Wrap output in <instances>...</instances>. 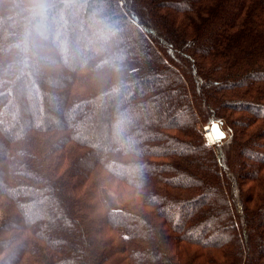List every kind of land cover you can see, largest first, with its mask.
<instances>
[{"label":"trees","instance_id":"1","mask_svg":"<svg viewBox=\"0 0 264 264\" xmlns=\"http://www.w3.org/2000/svg\"><path fill=\"white\" fill-rule=\"evenodd\" d=\"M0 264H264V0H0Z\"/></svg>","mask_w":264,"mask_h":264},{"label":"water","instance_id":"2","mask_svg":"<svg viewBox=\"0 0 264 264\" xmlns=\"http://www.w3.org/2000/svg\"><path fill=\"white\" fill-rule=\"evenodd\" d=\"M214 128L217 129L218 131H214L213 130ZM205 130H208V132H209V134L211 136V141H209L206 138V136H205V139H206V141L208 140L207 142H208L209 145H212V144L215 143V141L221 140V139H223L225 137V134L220 130V128H219V126L217 124H211L210 126L205 127L204 131ZM218 134H222V136H220L219 139H217Z\"/></svg>","mask_w":264,"mask_h":264},{"label":"rangeland","instance_id":"3","mask_svg":"<svg viewBox=\"0 0 264 264\" xmlns=\"http://www.w3.org/2000/svg\"><path fill=\"white\" fill-rule=\"evenodd\" d=\"M128 63H129V66H130L131 69L132 68H135V61L134 60L129 59L128 60ZM104 198H105L107 204L110 207H112V208H116L117 207L118 204H117L116 198H115V196H114L113 193H111V192H105L104 193Z\"/></svg>","mask_w":264,"mask_h":264},{"label":"bare ground","instance_id":"4","mask_svg":"<svg viewBox=\"0 0 264 264\" xmlns=\"http://www.w3.org/2000/svg\"><path fill=\"white\" fill-rule=\"evenodd\" d=\"M205 136H206V138H207L209 141H211V136H210L208 130H205Z\"/></svg>","mask_w":264,"mask_h":264},{"label":"snow or ice","instance_id":"5","mask_svg":"<svg viewBox=\"0 0 264 264\" xmlns=\"http://www.w3.org/2000/svg\"><path fill=\"white\" fill-rule=\"evenodd\" d=\"M214 131H218L217 129H213ZM220 136H222V134H218V136H217V139H219L220 138Z\"/></svg>","mask_w":264,"mask_h":264}]
</instances>
